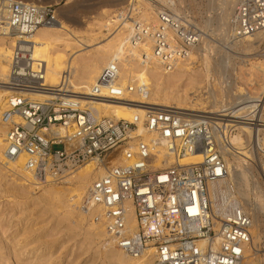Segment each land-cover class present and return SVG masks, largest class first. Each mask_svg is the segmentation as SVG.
<instances>
[{
    "label": "bare ground",
    "instance_id": "1",
    "mask_svg": "<svg viewBox=\"0 0 264 264\" xmlns=\"http://www.w3.org/2000/svg\"><path fill=\"white\" fill-rule=\"evenodd\" d=\"M182 2L112 0L82 28L71 24L70 19L57 9V22L40 27L29 38L36 45L35 59L42 61L46 68L49 89L30 96L40 100L62 97L116 120H133L136 114L143 118L148 108H170L187 117L218 115L220 111L229 110V129H225L226 144L222 147L229 175L211 181L209 192L217 214L230 217L237 209L243 208L251 215L252 240L243 264H259L257 246L264 229V59H252L264 57V51L260 49L264 43V31L235 37L233 21L239 0H222V4L209 0V15L195 24L188 18L190 12L182 11L183 8L180 12ZM42 4H53V1ZM128 5L130 7L126 10ZM119 7L123 10L118 12ZM212 10L219 12L212 14ZM97 25L100 27L96 28ZM103 27L111 36L98 41L108 35L102 32ZM211 35L222 39H210ZM17 39V36L0 34V173L13 176L12 180L22 192L37 193L39 190L40 202L48 204L62 220L76 218L75 226L86 222L87 238L100 244L97 247L102 249L107 263L150 264L149 260L132 257L115 247L109 239L101 209L89 205L88 209L85 208L89 186L104 174L106 164L93 158L87 163L94 164L80 167L63 184L37 185L26 169L27 156L16 160L6 157L9 125L1 122V114L8 109L6 96L9 91L4 84ZM216 51L221 53L219 57H215ZM237 58L241 63L239 72L233 63ZM114 59L120 60V84L126 89L124 95L91 96L93 87L99 85L98 79L104 68ZM137 83L144 86L147 94L133 92L130 86ZM221 86L225 87L224 96ZM249 116L255 117V125L245 120ZM15 120L20 121L19 118ZM217 124L222 125V122L217 120ZM57 131L60 136L65 133L62 128ZM138 134L143 138L149 136L142 122ZM254 141L261 146L262 152L253 147ZM117 158L112 160L113 164ZM202 158V153L198 152L186 156L181 162L198 163ZM252 184L253 188H250ZM3 221L0 219L1 223ZM18 243L16 240L11 244L8 237L2 239L1 249L12 252L0 256V264H27L29 258H23ZM45 251L37 249L34 252L39 256Z\"/></svg>",
    "mask_w": 264,
    "mask_h": 264
},
{
    "label": "built area",
    "instance_id": "2",
    "mask_svg": "<svg viewBox=\"0 0 264 264\" xmlns=\"http://www.w3.org/2000/svg\"><path fill=\"white\" fill-rule=\"evenodd\" d=\"M55 22L51 4L0 0V34L18 37L4 84L6 157L27 156L26 169L37 185L63 184L93 158L106 164L89 186L85 208L101 209L110 241L132 257L150 264H243L252 240L251 215L243 208L230 217L217 214L209 192L211 181L229 175L222 147L231 112L187 117L170 108H148L143 118L116 120L62 97L33 99L32 93L49 89L29 38ZM233 22L236 38L264 31V0H239ZM120 71V60H112L90 95L123 96ZM130 88L147 94L141 83ZM245 120L255 125V117ZM141 122L148 138L138 134ZM54 145L62 149L53 150ZM252 145L262 152L258 142ZM198 152L200 162H181Z\"/></svg>",
    "mask_w": 264,
    "mask_h": 264
},
{
    "label": "rangeland",
    "instance_id": "3",
    "mask_svg": "<svg viewBox=\"0 0 264 264\" xmlns=\"http://www.w3.org/2000/svg\"><path fill=\"white\" fill-rule=\"evenodd\" d=\"M39 1H42L41 4L53 1L51 5L55 7L56 11L59 9L62 16L70 19L69 22L71 24L82 28L83 25H86L87 21H91L92 18L99 15L104 4H108L112 0H34L35 3ZM208 3L209 0H194V2L192 0H183L179 9L180 12H190L188 18L193 21L192 24H195L196 22H201L202 19H206L207 15H209ZM216 3L222 4V0H216ZM129 7L130 5L126 7V10ZM122 8L119 7L118 12L122 11ZM212 12V14H215V12L218 13L219 11L212 10ZM98 27L100 25L96 26V28ZM102 32L108 34L104 27L102 28ZM110 36L109 33L105 38L100 37L97 40L101 41ZM210 39L222 38L211 35ZM260 49L264 51V43ZM214 55L215 57H219L221 53L216 51ZM261 59H264V57L253 58L252 61ZM233 63L239 72L241 66L240 58L235 59ZM220 90L224 96L225 87L221 86ZM58 149H62V145L53 146V150ZM114 156L115 153L112 157ZM89 164H94V162H89L83 166ZM12 179L13 176L0 173V219H4L2 223L0 222V256H7V254L12 252L10 249H1L2 239L8 237L11 244H14L16 240L19 242L17 248L22 249L23 258H29V261L25 262L27 264H109L101 252L102 249L97 247L100 244L92 243L87 238L86 231L88 224L86 222L75 226L76 218L72 221L62 220L57 213H54L50 209L48 204L40 202L42 197L39 190H37V193L22 192V188ZM250 188H253V184ZM24 202L26 204H23ZM20 249L19 252L21 251ZM37 249H46L45 252L48 255L44 252L45 255L36 256L34 251ZM257 250L260 256L259 264H264V229H262V237L258 243ZM3 264H6V262H3ZM11 264H15V262Z\"/></svg>",
    "mask_w": 264,
    "mask_h": 264
}]
</instances>
